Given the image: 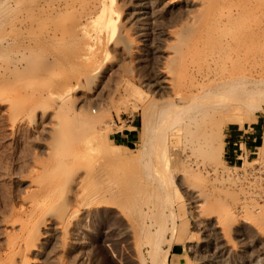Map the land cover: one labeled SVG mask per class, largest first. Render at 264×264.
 <instances>
[{
  "label": "rangeland",
  "instance_id": "rangeland-1",
  "mask_svg": "<svg viewBox=\"0 0 264 264\" xmlns=\"http://www.w3.org/2000/svg\"><path fill=\"white\" fill-rule=\"evenodd\" d=\"M204 11L191 0H0V264H264V101L222 129V158L212 139L197 145L219 117L197 115L198 97L185 103L213 84L199 73ZM259 22L264 12L249 13L244 31ZM256 30L242 70L264 80ZM51 172L57 200L33 211ZM30 221L41 227L28 236Z\"/></svg>",
  "mask_w": 264,
  "mask_h": 264
},
{
  "label": "bare ground",
  "instance_id": "bare-ground-1",
  "mask_svg": "<svg viewBox=\"0 0 264 264\" xmlns=\"http://www.w3.org/2000/svg\"><path fill=\"white\" fill-rule=\"evenodd\" d=\"M23 1L17 0V2H21V4ZM191 1L198 3L199 6L202 7L203 10H205L204 12L206 13L207 16L204 22V31H203L205 33L204 35L205 38L202 39H203V44L208 45V47H205L207 49H205L204 51L209 54V57L208 54L206 53L205 56L207 55L208 57L207 64L205 63L206 67H203L205 69L201 70L202 66H200L201 71L199 73L201 79H207L208 81H210V83L212 82L213 84L212 87L207 89L206 88L201 89L202 86L201 88L199 86L198 88H196V94L195 96L193 95L194 97L191 99L192 101L188 100L184 102L191 103L199 99L198 101L195 102L197 103V105L193 107L196 110L197 115L201 114L202 110H205L207 113L216 114L219 117L218 122L216 124H212L208 129L204 131V134L202 135V138L198 140L197 145L199 148L202 147L203 145L209 146V139H212L210 142L212 148L214 149V151H216L217 155L220 158H222L224 153V143L221 140L222 129L227 125L241 126L246 120L252 119V117L255 116L256 112L262 109V107L258 103L259 102L258 99L256 100L255 97L257 98L259 97V100L264 101V90H258L257 94L255 92L253 93L252 90L262 85L264 83V80L253 79L252 76L251 79L245 78L246 74L244 75L243 73H245L246 71L242 69L244 67V64L248 61V58L246 56L247 54L246 51L243 50V52H241V49L242 48L245 49L244 45L246 39L249 38L255 32L253 30L256 29L260 30L261 27H264V23L259 22L257 26H255L256 29H252L250 32L244 31L245 19L249 13L264 12V0H191ZM172 2H174V0H170V3ZM65 3L66 1L64 2V4ZM134 7L136 8L135 10H138V12L139 10L141 11L143 9V6H141L140 4L134 5ZM235 29H237V32L238 31L241 32L239 34H236L235 37H233L230 34L231 33L233 34ZM212 43L214 44L211 45ZM215 48H217V50H215ZM234 50L237 52L236 54H234ZM252 61L256 62L255 58H253ZM235 62L236 64H239L238 66L236 65L237 68L234 65ZM247 64L248 62L246 63V66ZM36 70L37 67L35 68V71ZM259 72L261 73V71ZM51 75H53L52 71H49L45 74V76L47 77ZM160 83L159 82L157 83L156 81L157 85H159ZM163 84H165L167 88H170V86L172 85L168 80L163 81ZM197 97L198 99H196ZM176 109H178V105L172 103L167 108L164 109V112L172 111L174 113ZM94 123H96V120L92 119L88 124L91 125ZM52 126L56 128L55 126H57V123L55 124L53 123ZM150 130H151L150 125L146 120H144L142 126V135H141L142 146H140L142 152L145 150L146 145L148 143L149 140L148 135H150ZM64 137L65 136H63L59 140L64 141V139L66 138L65 139L66 142H64L66 144L67 137L65 138ZM63 141L62 144L61 141L60 143H58L57 141L56 145L58 144L63 145L64 144ZM60 145L58 147H60ZM62 147L63 146H61V148ZM110 148L111 147H109V149ZM59 149H57V151ZM256 149H257V153H262L264 151V123H263V132L261 137L257 140ZM110 150L111 151L108 154H111L110 156L112 158L114 159L118 158L121 160L126 159V153L124 152L123 148L120 145H113V147ZM54 151L56 155L55 163L58 164L61 161L60 156L64 157V155H60L61 152H56V149ZM235 168L237 169V167ZM52 172L48 177L45 178L46 183L48 180H51L48 181V183L50 182V186L52 188L50 189L49 185L47 187L50 189L51 194L47 192L46 187L39 184L40 187L42 186V190L39 189L38 187L36 192H40V197H38L35 201L30 200L29 202V205L31 206L33 211L42 212L44 209H46V207L49 204L51 205L54 204L55 201L53 199L57 200V198L55 197L58 196L56 194V188H57L56 186L58 185L56 184L59 182H57V180L54 179L55 173L52 174ZM42 182H44V180ZM53 195L55 197H53ZM22 211L24 212L25 210L22 209ZM40 227H41V223L39 221H30L28 226H26V231L28 233V236L32 234L35 230H39ZM17 247L18 246H15V244L13 243L11 245L12 251L15 252L19 248ZM31 253H35V250L33 251L31 248H28L25 251H23V253L21 254V261L23 258H25L27 255ZM166 258L167 255H165L164 257L163 264H165Z\"/></svg>",
  "mask_w": 264,
  "mask_h": 264
},
{
  "label": "crops",
  "instance_id": "crops-1",
  "mask_svg": "<svg viewBox=\"0 0 264 264\" xmlns=\"http://www.w3.org/2000/svg\"><path fill=\"white\" fill-rule=\"evenodd\" d=\"M260 127H261V125H260ZM133 128H135V127H133ZM239 130H240V129H234L233 132H239ZM243 133H244V132H243ZM243 133H242V134H243ZM129 136H130V135H128V134L126 135L127 138H129ZM238 137H240V136H234L232 139H230L232 145L237 146V143H239L238 140H237ZM247 139H249V138L247 137ZM254 140H255V139L253 138V139H251L249 142H253ZM235 152H236V150H233V153H235Z\"/></svg>",
  "mask_w": 264,
  "mask_h": 264
}]
</instances>
